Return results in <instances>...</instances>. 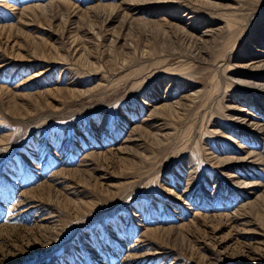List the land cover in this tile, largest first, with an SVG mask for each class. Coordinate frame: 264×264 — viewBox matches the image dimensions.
Segmentation results:
<instances>
[{"label":"rangeland","instance_id":"1","mask_svg":"<svg viewBox=\"0 0 264 264\" xmlns=\"http://www.w3.org/2000/svg\"><path fill=\"white\" fill-rule=\"evenodd\" d=\"M263 64L264 0H0V264H264Z\"/></svg>","mask_w":264,"mask_h":264},{"label":"bare ground","instance_id":"2","mask_svg":"<svg viewBox=\"0 0 264 264\" xmlns=\"http://www.w3.org/2000/svg\"><path fill=\"white\" fill-rule=\"evenodd\" d=\"M264 65V64H263ZM244 120L246 119V118H243ZM252 124H254L253 122H252Z\"/></svg>","mask_w":264,"mask_h":264}]
</instances>
